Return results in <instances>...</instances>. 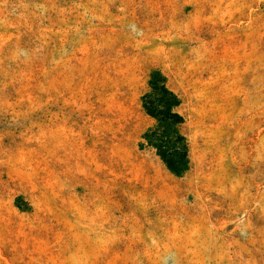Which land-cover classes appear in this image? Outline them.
Wrapping results in <instances>:
<instances>
[{"label":"rangeland","instance_id":"rangeland-1","mask_svg":"<svg viewBox=\"0 0 264 264\" xmlns=\"http://www.w3.org/2000/svg\"><path fill=\"white\" fill-rule=\"evenodd\" d=\"M0 264H264V0H0Z\"/></svg>","mask_w":264,"mask_h":264},{"label":"trees","instance_id":"trees-1","mask_svg":"<svg viewBox=\"0 0 264 264\" xmlns=\"http://www.w3.org/2000/svg\"><path fill=\"white\" fill-rule=\"evenodd\" d=\"M181 103L179 96L169 88L163 73L153 70L148 90L142 96V106L155 124L145 131L142 139L156 151L167 169L178 177L190 168L189 140L182 132L185 119L178 111Z\"/></svg>","mask_w":264,"mask_h":264}]
</instances>
